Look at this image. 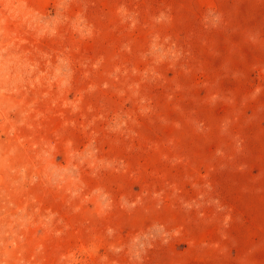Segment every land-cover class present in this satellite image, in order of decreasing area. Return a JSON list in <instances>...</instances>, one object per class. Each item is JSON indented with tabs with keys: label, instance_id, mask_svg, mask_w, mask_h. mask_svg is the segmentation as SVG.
<instances>
[{
	"label": "rangeland",
	"instance_id": "rangeland-1",
	"mask_svg": "<svg viewBox=\"0 0 264 264\" xmlns=\"http://www.w3.org/2000/svg\"><path fill=\"white\" fill-rule=\"evenodd\" d=\"M0 264H264V0H0Z\"/></svg>",
	"mask_w": 264,
	"mask_h": 264
}]
</instances>
